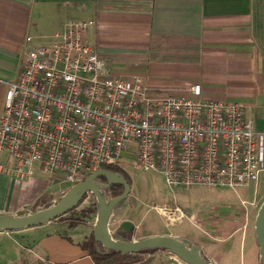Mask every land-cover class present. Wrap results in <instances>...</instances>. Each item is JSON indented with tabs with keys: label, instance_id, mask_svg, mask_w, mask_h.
Returning a JSON list of instances; mask_svg holds the SVG:
<instances>
[{
	"label": "built area",
	"instance_id": "built-area-1",
	"mask_svg": "<svg viewBox=\"0 0 264 264\" xmlns=\"http://www.w3.org/2000/svg\"><path fill=\"white\" fill-rule=\"evenodd\" d=\"M90 24L70 21L48 43L26 37L21 72L7 83L0 115V155L11 159H0V173L25 180L39 169L50 182L75 185L130 157L170 190L261 182L264 193V131L246 119L242 104L205 98L199 84L183 96L151 95L139 77L114 76L85 39ZM162 210L184 217L178 207Z\"/></svg>",
	"mask_w": 264,
	"mask_h": 264
},
{
	"label": "crops",
	"instance_id": "crops-1",
	"mask_svg": "<svg viewBox=\"0 0 264 264\" xmlns=\"http://www.w3.org/2000/svg\"><path fill=\"white\" fill-rule=\"evenodd\" d=\"M77 20L91 22L85 39L114 76L139 77L156 96H183L199 84L205 98L242 104L264 131V0H0V115L26 37L48 43ZM55 183L39 169L25 180L0 173V214L32 213L41 196L55 203L64 189L52 193ZM55 221L0 232L1 255L13 256L10 264H95L80 246L89 234L62 232Z\"/></svg>",
	"mask_w": 264,
	"mask_h": 264
},
{
	"label": "rangeland",
	"instance_id": "rangeland-1",
	"mask_svg": "<svg viewBox=\"0 0 264 264\" xmlns=\"http://www.w3.org/2000/svg\"><path fill=\"white\" fill-rule=\"evenodd\" d=\"M126 158L121 168L129 177L130 192L110 217L108 230L111 233L116 232L123 221H130L134 226V240L150 235H171L197 245L208 261V254H211L221 264H259L254 220L264 202L261 182L256 188L251 184L235 190H170L157 172L138 170L130 163L131 158ZM72 185L57 181L49 190L57 194L60 188L68 190ZM166 206L178 207L184 217L177 220L162 210ZM88 207L93 211H85ZM96 214L95 198L92 195L88 198L85 196L73 212L55 223L61 227L59 230L62 232L75 229L88 235L92 231ZM13 259L9 254L3 256L0 253V264H10L8 262ZM139 260L140 264H186L169 251L143 254Z\"/></svg>",
	"mask_w": 264,
	"mask_h": 264
},
{
	"label": "water",
	"instance_id": "water-1",
	"mask_svg": "<svg viewBox=\"0 0 264 264\" xmlns=\"http://www.w3.org/2000/svg\"><path fill=\"white\" fill-rule=\"evenodd\" d=\"M103 181V182H102ZM110 185L122 186V193L107 198L104 190ZM130 192V184L121 173L108 169H99L87 175L82 181L72 185L55 203L49 207L37 209L32 213L20 216L0 214V232L19 231L52 222L76 209L87 194H91L97 204L96 220L92 228L95 241L101 243L106 250H114L122 254H135L143 249L167 250L186 264H214L208 261L197 245L187 239L171 235H150L138 240H126L108 230V223L114 209L124 201ZM120 228L128 231L133 228L130 222L124 221ZM254 234L259 248V259L264 264V202L260 205L255 220Z\"/></svg>",
	"mask_w": 264,
	"mask_h": 264
},
{
	"label": "trees",
	"instance_id": "trees-1",
	"mask_svg": "<svg viewBox=\"0 0 264 264\" xmlns=\"http://www.w3.org/2000/svg\"><path fill=\"white\" fill-rule=\"evenodd\" d=\"M102 169H108L113 172L121 173L124 176V178L127 180V182L130 184L129 177L127 176L126 172L121 167L112 165V166L102 167ZM122 190H123L122 186L110 185L109 188L104 190V192L107 198H112V197L120 195L122 193ZM36 204L42 205V208H45V207L51 206L53 203L49 201V196H41L37 199ZM74 210L70 211L69 213L73 212ZM85 211L92 212L93 210L88 207L87 209H85ZM64 216L59 217L56 220H60ZM115 233L120 235L126 240H132L133 228L129 229L128 231H123L119 227L116 229ZM80 246L92 258L95 264H140L139 262L141 260H139V257L142 256L143 254H153L157 251H167L163 249L151 248V249H143L135 254H122L114 250H106L101 245V243L94 240L92 231L85 238V240L80 244ZM141 264H147V263H141ZM259 264H262V263L259 262Z\"/></svg>",
	"mask_w": 264,
	"mask_h": 264
},
{
	"label": "flooded vegetation",
	"instance_id": "flooded-vegetation-1",
	"mask_svg": "<svg viewBox=\"0 0 264 264\" xmlns=\"http://www.w3.org/2000/svg\"><path fill=\"white\" fill-rule=\"evenodd\" d=\"M103 182V181H102Z\"/></svg>",
	"mask_w": 264,
	"mask_h": 264
}]
</instances>
